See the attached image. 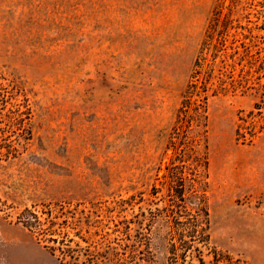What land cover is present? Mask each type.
<instances>
[{
  "label": "rangeland",
  "instance_id": "374dc122",
  "mask_svg": "<svg viewBox=\"0 0 264 264\" xmlns=\"http://www.w3.org/2000/svg\"><path fill=\"white\" fill-rule=\"evenodd\" d=\"M0 264H264V0H0Z\"/></svg>",
  "mask_w": 264,
  "mask_h": 264
},
{
  "label": "trees",
  "instance_id": "16d2710c",
  "mask_svg": "<svg viewBox=\"0 0 264 264\" xmlns=\"http://www.w3.org/2000/svg\"><path fill=\"white\" fill-rule=\"evenodd\" d=\"M215 30H216V26L214 24L208 31L209 33L206 35V39L203 41L201 54L197 57L194 63L193 77H198L201 74L204 66H206L208 70V72L207 70L205 71L207 74V78L205 80L210 79L212 77L213 68H214L213 62L215 60V57L212 60V64L209 65V63H207L208 60L206 58V54L211 50V47L213 46L212 42H213ZM214 55H215V52H214ZM209 70H210V76H209ZM188 87L190 89V92H189L190 95H197L198 91H196L195 83L190 84ZM188 101L189 99L185 100L184 104H187ZM199 107H200V104H196V107H195L196 113H199L197 111ZM196 162L197 164L195 165V167L190 169L191 170L190 174L192 176V179H191V183L189 184H190L191 192L195 196V199H197L196 201H198V203L196 202L194 203L196 205V208L193 210V214H189L188 217L185 218L184 221H178V220L175 221V224L182 226L180 229H177V237H200L202 238V241H204L206 237H209L207 234L208 224H209L208 212L203 206V199H204L203 196L204 195L203 194L199 195L200 191L196 189L198 186L201 185V180L203 177L201 174L202 171L200 170L201 168L200 159L197 158ZM183 169H184L183 167H174L173 171L171 172V176H170L171 180H170L169 189H168V197H169L170 205L173 206L174 208H178V210L176 211L172 210V213L176 214L178 217H180L179 215V209L181 208L180 204H184V200H185L184 181L186 179L182 177L184 174ZM30 216L32 219L35 220L34 214L30 213ZM170 236L174 237V235L171 232H170ZM44 238H46V241H48L49 243H52L55 245L57 244L59 246V242L66 237H63V239L62 238L59 239L58 237H44ZM63 242L68 243L71 241L64 239ZM61 245H65L66 252L68 253V256L70 259L77 260L75 256L72 254L76 252L74 249H71L68 244L61 243ZM60 246L56 250H58L59 252H65L64 248H61ZM50 248L52 251H55L54 247H50ZM88 260L90 263V259Z\"/></svg>",
  "mask_w": 264,
  "mask_h": 264
}]
</instances>
